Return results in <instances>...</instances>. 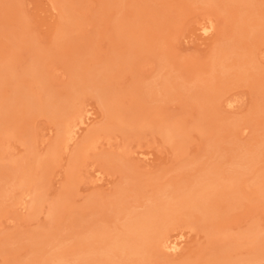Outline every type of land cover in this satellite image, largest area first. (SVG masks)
Listing matches in <instances>:
<instances>
[{
	"label": "rangeland",
	"instance_id": "rangeland-1",
	"mask_svg": "<svg viewBox=\"0 0 264 264\" xmlns=\"http://www.w3.org/2000/svg\"><path fill=\"white\" fill-rule=\"evenodd\" d=\"M0 264H264V0H0Z\"/></svg>",
	"mask_w": 264,
	"mask_h": 264
},
{
	"label": "bare ground",
	"instance_id": "bare-ground-1",
	"mask_svg": "<svg viewBox=\"0 0 264 264\" xmlns=\"http://www.w3.org/2000/svg\"><path fill=\"white\" fill-rule=\"evenodd\" d=\"M178 245H179V243L172 241V242L167 244L166 248H168L170 251L171 250H176L177 248H179Z\"/></svg>",
	"mask_w": 264,
	"mask_h": 264
}]
</instances>
